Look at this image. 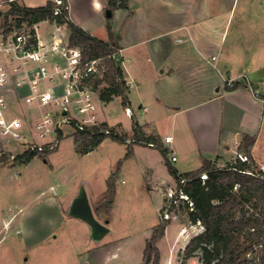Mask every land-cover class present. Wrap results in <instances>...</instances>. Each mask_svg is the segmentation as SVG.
<instances>
[{
    "label": "crops",
    "instance_id": "crops-1",
    "mask_svg": "<svg viewBox=\"0 0 264 264\" xmlns=\"http://www.w3.org/2000/svg\"><path fill=\"white\" fill-rule=\"evenodd\" d=\"M53 1L19 0L16 4L38 8ZM66 1L72 24L88 36L124 49V76L131 86L109 102L100 96L99 102L108 116L104 115L101 120L117 129L120 136L126 139H140L141 135L152 137L167 126L171 133L165 137H172V142L165 144V138L161 137V144L174 151L180 175L197 171L204 159L217 165L229 164L237 153L244 154L240 145L245 136L255 138L249 157L264 165V0H125L122 2L125 7L116 9L110 7L109 0ZM240 2L243 6L238 10ZM116 3L120 5L121 0ZM2 9L5 15L10 6ZM228 79L235 81V85H228ZM248 84L261 91V98L253 95ZM108 87L107 84L102 91ZM115 101L116 110L124 111L131 122L129 125L121 120H109ZM134 103L143 104L140 106L147 107L148 111L144 113L138 107L133 128L125 108L133 107ZM15 109L31 118L41 116L46 110L24 105H15ZM136 128L141 135L135 133ZM108 139L111 138H106L91 152L79 155L92 154ZM122 143L127 146L124 161L135 160L137 145ZM3 150L0 144V152ZM129 151L132 154L126 158ZM33 160L12 165V168H26ZM141 170L146 172L145 167ZM150 173L146 187L162 197L167 183L155 171L150 170ZM103 199L102 195H93L92 204ZM76 200L73 199L70 208ZM161 210L160 207L158 214ZM3 215L6 226L17 221L24 223L26 217L23 214L20 218L10 213V209ZM73 220L87 229L89 238L96 242L112 233L106 225L107 234L95 238L88 222L76 217ZM189 223L195 222L190 220ZM158 224L157 220L151 236ZM172 229L173 224L168 222L164 236L157 243L158 249L163 242L173 244L178 238L181 240L178 225L177 233L173 234ZM191 235L189 232L188 238ZM160 264H163L162 259ZM165 264H175L174 254H168Z\"/></svg>",
    "mask_w": 264,
    "mask_h": 264
},
{
    "label": "rangeland",
    "instance_id": "rangeland-1",
    "mask_svg": "<svg viewBox=\"0 0 264 264\" xmlns=\"http://www.w3.org/2000/svg\"><path fill=\"white\" fill-rule=\"evenodd\" d=\"M242 6L240 2L237 9L241 10ZM4 13L2 9L0 29H6ZM8 20L14 28L15 17ZM49 31L51 29L47 24L40 26L42 34ZM117 104L115 101L110 109L112 115L109 120H121L125 125H129L131 122L124 116V111L120 108L116 110ZM137 105L134 103L133 107L131 106L134 112L143 104ZM98 113L100 119L104 115L108 117L104 106H98ZM134 122L135 119H132L133 128ZM167 128L163 127L152 137L161 143V137L164 139L171 133ZM76 138H65L55 152L37 155L26 168L21 166L12 168V165L21 163L14 162L10 156L23 152V147L11 138L0 137V144L4 148L0 152L3 154L0 159L4 155L7 158L5 162L0 163V264L147 263L150 254L149 244L158 225L152 236L151 229L157 220L159 223L165 220L169 190H178V182L171 169L176 170L179 165L167 163L158 147L149 148L141 144H136L135 160L127 163L124 161L127 146L113 138L108 139L92 154L81 156L79 154H83L89 146L85 140L76 142ZM39 141L42 142L41 139ZM236 156L230 160L231 163L235 164ZM142 167L146 168L145 173L141 170ZM217 167L220 168V165ZM150 170L155 171V174L168 184L162 197L157 192H149L146 187V184L150 183ZM109 187L113 196L110 210L106 205ZM82 192L86 193L96 220L107 225L112 231L102 238L100 243L90 239L88 230L78 226L73 220L75 217L70 214L73 199L78 198ZM92 194L102 195L104 199L93 205ZM179 204V207L171 212L172 218L166 220L173 224V234L177 233L178 225V235L183 227H190L191 212L186 204L180 202ZM160 207L162 210L158 214ZM8 209L10 213H16L19 217L26 215L24 223L19 224L17 221L6 226L3 214ZM20 209L24 210L20 212ZM106 220L109 221L108 224ZM173 220L175 222H172ZM194 230L189 231L192 233L190 239L185 234L181 240L178 238L173 244L161 243L160 261L162 259L165 264L168 254L170 256L174 254L175 264H181L184 260L187 264H201L202 249H198L193 257L185 258L186 246L196 237Z\"/></svg>",
    "mask_w": 264,
    "mask_h": 264
},
{
    "label": "built area",
    "instance_id": "built-area-1",
    "mask_svg": "<svg viewBox=\"0 0 264 264\" xmlns=\"http://www.w3.org/2000/svg\"><path fill=\"white\" fill-rule=\"evenodd\" d=\"M18 1L0 2V11L7 5L11 8ZM53 3L52 20L34 24L23 22L16 24L14 28L12 26L9 32L0 29V136L11 138L23 147L22 153L10 156L12 160L25 152L52 154L68 137L120 136L117 129L100 119L98 106L101 91L108 84L104 79L110 71L109 62H113L123 72L121 81L125 82L126 90L131 86L124 76V49L112 44V51L107 56L86 57L83 48L70 42L68 2L54 0ZM58 17H63L64 22L58 23ZM41 23L47 24L51 31L42 34ZM227 84L234 86L235 81L228 79ZM248 86L256 98H261L259 89L250 84ZM15 105L46 110L41 116L31 118L22 111L17 112ZM139 109L144 113L148 111L143 106ZM125 113L131 119L135 116L130 106L125 108ZM123 142L130 146L141 144L150 148L157 147L154 143L136 138L124 139ZM171 142L172 137H165V144ZM236 155L235 164L240 162L249 166L243 173L264 181V165L255 163L246 154ZM168 157L170 163L177 161L172 148H168ZM224 167L226 165L220 164V168ZM208 178L207 172L198 177L202 185H205ZM189 182L190 180L182 178L177 191L169 190L165 220L172 218L171 212L179 207V202L186 204L189 211H194V203L184 191ZM238 189L239 184L234 187V192ZM189 226L183 227L180 235H188L191 229H195L198 236L206 230L201 221ZM251 232H255V228ZM263 258L264 237L254 243L240 261L242 264H260Z\"/></svg>",
    "mask_w": 264,
    "mask_h": 264
},
{
    "label": "trees",
    "instance_id": "trees-1",
    "mask_svg": "<svg viewBox=\"0 0 264 264\" xmlns=\"http://www.w3.org/2000/svg\"><path fill=\"white\" fill-rule=\"evenodd\" d=\"M125 0H121L118 5L116 0H109L112 9L125 7L122 4ZM54 4L48 3L45 7L26 8L18 4H12L11 8L4 15L6 18V32L12 29L9 23L10 17H15L16 24L27 22L30 24L40 23L45 20H52V8ZM58 23H63L64 18L58 17ZM110 29V26H109ZM70 42L84 49L86 57H102L107 56L111 51L109 44L99 41L88 36L83 30L69 24ZM110 71L105 76V81L109 87L101 92V99L109 102L113 96L122 95L126 91L125 82L121 81L123 72L115 66L113 62H109ZM118 77L120 80H118ZM101 82V80H100ZM137 135H141L137 128ZM106 138L97 135L92 138L78 135L76 142L85 140L89 149L84 153H89L98 147ZM123 141V136L110 137ZM139 139V138H138ZM140 140L154 143L164 155L166 162L168 159V149L154 137L140 136ZM255 138L245 136L240 145V150L244 154L251 156V150L254 146ZM132 154L129 151L126 158ZM37 155L33 153H23L16 157L14 162L27 163ZM7 160L4 155L0 159L1 162ZM122 162H120V165ZM249 168L247 164L236 163L227 164L224 168H218L213 161L204 159L200 169L194 172L180 175L177 170L171 169L172 175L175 176L178 186L180 180L185 178L190 182L184 187L185 193L194 203V211L189 213L192 222L201 221L205 227V232L190 240L185 248V258L193 257V254L202 249L203 259L201 264H242L241 257L245 254L254 243L259 242L264 237V181L245 174ZM207 172L209 178L205 185L198 177ZM239 184V189L234 192V187ZM110 194V195H109ZM108 210H110L113 196L111 188H108ZM249 207V209H247ZM168 225L166 220L160 222L154 231L152 240L149 244L150 254L147 257V263L160 264V252L157 248L158 241L164 236L165 229ZM255 228V232L251 229ZM181 264H187L184 260ZM260 264H264V258Z\"/></svg>",
    "mask_w": 264,
    "mask_h": 264
},
{
    "label": "water",
    "instance_id": "water-1",
    "mask_svg": "<svg viewBox=\"0 0 264 264\" xmlns=\"http://www.w3.org/2000/svg\"><path fill=\"white\" fill-rule=\"evenodd\" d=\"M110 16L111 14L109 13V17ZM71 215L88 222L92 227L95 238H101L108 232L106 225L101 224L98 220H96L85 192H82L75 201L74 206L71 209ZM107 223L108 221H106V224Z\"/></svg>",
    "mask_w": 264,
    "mask_h": 264
}]
</instances>
